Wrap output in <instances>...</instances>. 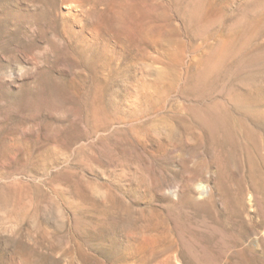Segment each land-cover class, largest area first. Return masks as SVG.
Instances as JSON below:
<instances>
[{"label":"rangeland","instance_id":"1","mask_svg":"<svg viewBox=\"0 0 264 264\" xmlns=\"http://www.w3.org/2000/svg\"><path fill=\"white\" fill-rule=\"evenodd\" d=\"M0 264H264V0H0Z\"/></svg>","mask_w":264,"mask_h":264}]
</instances>
